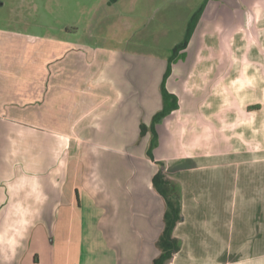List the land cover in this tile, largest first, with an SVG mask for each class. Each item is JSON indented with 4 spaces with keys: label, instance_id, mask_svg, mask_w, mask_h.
<instances>
[{
    "label": "crops",
    "instance_id": "crops-1",
    "mask_svg": "<svg viewBox=\"0 0 264 264\" xmlns=\"http://www.w3.org/2000/svg\"><path fill=\"white\" fill-rule=\"evenodd\" d=\"M182 53L152 161L172 54L0 27V264H153L159 170L168 264H264V0H207Z\"/></svg>",
    "mask_w": 264,
    "mask_h": 264
},
{
    "label": "rangeland",
    "instance_id": "rangeland-1",
    "mask_svg": "<svg viewBox=\"0 0 264 264\" xmlns=\"http://www.w3.org/2000/svg\"><path fill=\"white\" fill-rule=\"evenodd\" d=\"M207 0H0V27L171 55ZM97 234V241H100ZM101 249V244H98Z\"/></svg>",
    "mask_w": 264,
    "mask_h": 264
},
{
    "label": "trees",
    "instance_id": "trees-1",
    "mask_svg": "<svg viewBox=\"0 0 264 264\" xmlns=\"http://www.w3.org/2000/svg\"><path fill=\"white\" fill-rule=\"evenodd\" d=\"M205 6L206 3L192 16L191 20L188 23V27L183 40L178 43L172 50V55L169 59V66L161 86V92L164 101V107L162 111H160L154 116L150 127H147L145 124L141 125V138H144L149 132L152 133L153 136L150 148L147 152V156L152 161H154L153 148L158 138L155 126L164 117L170 115L179 107L178 98L175 95L170 94L166 88L167 79L171 74L172 64L178 61L179 59L184 58V54L182 52L188 47V44L198 25V22L201 18ZM152 183L156 192L164 200L166 207L163 218L164 229L158 242L160 255L154 259L153 264H168V262L172 259L173 255L179 251V244L178 241L173 237V231L182 218L181 205L177 197L173 193L174 190L172 188L171 181L168 179L167 175L163 170H159L158 172H156L153 177Z\"/></svg>",
    "mask_w": 264,
    "mask_h": 264
}]
</instances>
